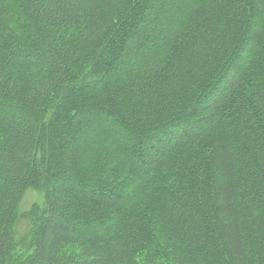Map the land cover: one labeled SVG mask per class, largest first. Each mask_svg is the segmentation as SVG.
<instances>
[{"label":"trees","instance_id":"trees-1","mask_svg":"<svg viewBox=\"0 0 264 264\" xmlns=\"http://www.w3.org/2000/svg\"><path fill=\"white\" fill-rule=\"evenodd\" d=\"M0 264H264V0H0Z\"/></svg>","mask_w":264,"mask_h":264},{"label":"rangeland","instance_id":"rangeland-1","mask_svg":"<svg viewBox=\"0 0 264 264\" xmlns=\"http://www.w3.org/2000/svg\"><path fill=\"white\" fill-rule=\"evenodd\" d=\"M112 155L116 159V161H118L117 164H114L115 166H113V168H117V169L122 168V169H119V172H120L119 174L123 175V177H129L128 178V180H130L129 184L136 182L137 181L136 177L134 178V176H132L130 167L122 161V158L119 155L115 153H113ZM151 176L152 175L150 173L139 174L138 179L144 181L145 178L151 177ZM38 200H39V197L33 192H28L24 196L20 209L18 213L16 214L15 220H14L15 221L14 222L15 231L18 236L25 237L27 235L30 206L33 201H38Z\"/></svg>","mask_w":264,"mask_h":264}]
</instances>
